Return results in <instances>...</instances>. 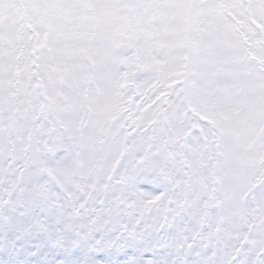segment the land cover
<instances>
[{"label":"snow or ice","instance_id":"snow-or-ice-1","mask_svg":"<svg viewBox=\"0 0 264 264\" xmlns=\"http://www.w3.org/2000/svg\"><path fill=\"white\" fill-rule=\"evenodd\" d=\"M0 264H264V0H0Z\"/></svg>","mask_w":264,"mask_h":264}]
</instances>
